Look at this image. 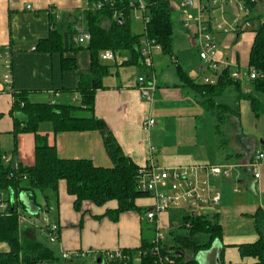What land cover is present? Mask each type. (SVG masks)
<instances>
[{"label":"crops","instance_id":"1","mask_svg":"<svg viewBox=\"0 0 264 264\" xmlns=\"http://www.w3.org/2000/svg\"><path fill=\"white\" fill-rule=\"evenodd\" d=\"M89 7L86 0H0V59H3L4 51L8 48L12 55L13 88L15 91H26L29 101L32 100V96L37 97L39 94L49 95L47 98L50 99L49 103H71L75 99L79 101L78 94L69 95L65 89H75L81 76L90 72V52L81 50L78 53H65L66 57L77 60V69L63 71L59 53L39 52L36 50V46L41 39L49 36L53 27V17L57 28L59 20L65 31H68L69 24L73 23ZM171 8L173 13L176 12L179 15L182 23L181 12L176 3H171ZM254 10L258 12L257 6ZM234 12L235 7L230 5L226 16L230 19ZM77 24L75 23L74 26ZM184 30L191 46L197 50L195 39L185 27ZM213 35L216 40L222 43L230 41V37L234 34L214 32ZM234 36L235 42H238L241 35L239 34V38L237 34ZM254 36L255 32L253 31L250 46L247 44L245 47L249 46L246 65H242L238 60L231 61L226 57L228 53L224 48H221L224 51L219 49L218 58L230 60L234 66L231 69L235 67L242 69L246 76ZM197 58L198 61L195 64L198 66L199 55ZM157 63L154 57L153 71L158 85L154 98L158 97L160 101H166L183 96L184 90L180 86L179 78L173 81L168 79V81H164L166 70L161 64L162 74L160 77L157 73ZM188 65L192 67V63ZM129 67L131 68V66ZM126 69V66L114 69L110 79L112 82L105 83V88L97 93L94 111L97 118L106 122L126 155L130 156L139 166H144L149 161V148L154 146L158 149V153L154 155L155 161L166 168L207 163L209 160L211 161V158H219L215 152L216 154L209 159L207 154L211 153L204 148L205 140H200L196 119H193L195 116H192L193 118L189 115L178 117L176 126L172 128L173 131L157 124L151 130H146L144 123L149 117H153L154 100L151 104L146 102L139 90L138 77L144 72L141 70L140 73H137L135 70H131L127 73ZM187 72L191 77L198 78L193 73ZM244 79L251 82L246 77ZM162 85L163 87L160 89ZM13 104L14 95L9 93L6 84L0 77V150L5 152L14 164L32 166L35 160V135L22 132L15 134V120L11 113ZM239 111L240 125L243 127L245 135H249V140L247 144L238 141L237 145L219 158L220 161L236 165L234 172L236 175L240 168H249L251 155L256 151L264 152V149L259 147L256 141V137L264 136V113L258 117L255 116L249 100L245 99L239 102ZM44 123L39 125L38 133L45 135L48 143L56 146L58 154L62 158H88L98 166L109 167L112 165L102 136L98 131H66L56 134L51 122H49L50 125ZM151 131H153L154 137L151 135ZM262 141L261 143L264 145V139ZM216 146L217 139L214 138L213 147L215 150L218 148ZM228 155L234 156L227 158ZM262 165L264 167V163ZM238 178L241 183H244L243 176ZM254 184L259 186L262 195H264L262 173L259 179L254 178ZM21 194H25L32 200L27 193L22 192ZM21 194L18 198L21 209L28 217L34 216L21 202ZM33 201L39 207V214L41 212L48 213L51 220L59 224V237L56 242H50L46 231L33 227L29 223H23L20 226L22 237L32 236L49 246L58 258L64 259L63 255L69 254L72 261L75 260L82 264H89V262H103L104 264V260L101 258L104 253L119 249H139L143 238L154 240L157 225L160 229L170 232L177 219L182 222V212H177L178 215H176L169 211L160 214L157 223H151L146 217V211L153 208L154 205V200L151 197L137 200V205L143 208V211H126L121 213L116 220H113L107 213L109 209L117 207L116 201H110L103 206L85 201L81 210H76L74 197L67 192L65 181H61L59 184L58 204L54 210H46L45 202H41L38 194ZM37 203L41 204L42 208ZM261 205L263 204L230 206L224 202L219 209V219L223 227L222 238L217 239L210 249L195 255L188 254L187 258L194 257L198 264H221V261L257 264L255 258L243 257L238 245L255 242L259 238L255 230L253 214ZM7 250L8 245L0 243V252ZM133 264H140V259H135Z\"/></svg>","mask_w":264,"mask_h":264},{"label":"trees","instance_id":"2","mask_svg":"<svg viewBox=\"0 0 264 264\" xmlns=\"http://www.w3.org/2000/svg\"><path fill=\"white\" fill-rule=\"evenodd\" d=\"M90 6L69 24L68 31L62 33L56 26L53 17L49 36L41 39L36 46L39 52L59 53L63 71L77 69V60L65 56V53H78L83 49L90 52V72L81 76L75 89H65L69 95L78 94V103H34L29 101L26 91H15L14 104L11 113L15 120V134L34 133L35 160L32 166H24L3 159L5 152L0 150V200L8 203L5 211H0V243L8 245L7 251L0 252V264H34L38 262L49 264H72L71 259H60L55 252L43 242L29 237H22L18 218V198L25 192L34 200L37 191L41 193L46 210H54L58 204V191L61 181L66 182L67 192L74 197V207L81 210L85 201L97 206H103L110 201H116L117 207L107 213L116 220L126 211H143L137 205L139 198L150 195L138 189L137 174L140 166L123 152L115 135L103 119L94 114L96 97L99 90L105 88V77L113 74L118 65H108L102 62L101 53L107 50L115 54L129 51L130 56L120 66H136L149 74L142 56V38L144 33H134L132 16L137 0H86ZM147 5L150 22L147 25V35L159 44L162 54L170 57L176 64V74L180 86L188 88L202 98L204 108L211 111L216 119L215 128L222 136L221 127L227 123L230 115L236 116L234 128L240 131L239 102L249 100L255 116L264 113V14L252 17L258 20L260 26L254 30L255 36L249 54V68L257 73L247 91L241 82L222 75L216 84L201 83L185 70L177 60L173 49L174 13L170 0H143ZM250 11L255 3L245 0ZM101 7L97 8V4ZM109 20V26L103 21ZM75 23L82 24L85 32L91 35L87 47L76 44L73 37L77 30ZM228 92L236 93L235 105L218 103L217 98ZM51 122L56 134L66 131H98L103 139L105 150L111 159L109 167L98 166L88 158H62L57 148L49 144L47 137L38 133L42 122ZM241 133V132H240ZM226 139L221 142L223 148ZM234 155H228L232 158ZM238 156V155H236ZM253 159V157H252ZM251 159V160H252ZM40 207L41 204L37 203ZM21 208V207H20ZM42 208V207H41ZM147 210V209H146ZM173 210V209H172ZM147 212V211H146ZM178 212V211H177ZM181 212V211H179ZM255 230L259 238L255 242L238 245L243 257H252L257 264H264V210L258 207L253 214ZM189 222V226L186 223ZM172 245L168 247L159 243L160 252H154V240L143 238L139 249H122L123 258L113 261V264H133L140 255V264H170L161 261L166 256L174 259L173 264H198L197 260L187 258L189 254H197L210 249L217 239L223 236V227L219 213L213 217L186 214L182 211V222L173 225L169 232ZM59 237V235H58ZM221 264H245L225 263Z\"/></svg>","mask_w":264,"mask_h":264},{"label":"built area","instance_id":"3","mask_svg":"<svg viewBox=\"0 0 264 264\" xmlns=\"http://www.w3.org/2000/svg\"><path fill=\"white\" fill-rule=\"evenodd\" d=\"M134 5L135 18L141 21L144 36L142 38V56L149 74L143 73L138 77V86L142 97L152 102L157 90V79L153 71L154 67V51L162 52V48L156 41L149 38L147 35V25L150 22V16L147 11V5L143 0H137ZM256 5L264 2V0H250ZM171 3H176L178 10L181 12V19L184 27L189 34L195 39V46L198 50L200 63L198 68L200 75L203 76L204 83L216 84L218 79L228 72V76L235 81L244 82L252 81L257 77L255 70L249 68L245 73L239 68L234 67L230 60L218 58V52L221 43L215 39L213 33H224L239 35L248 27H251L252 11H250L245 0H170ZM235 7V12L229 19L226 16L228 7ZM101 7V3L97 4V8ZM77 33L73 37L76 44L88 43L91 35L85 32L84 28L76 27ZM101 59L104 61L113 60L116 54L107 50L101 53ZM3 67L5 73L3 82L7 86L9 93H15L13 88V66L11 51L7 48L3 54ZM208 74V76L206 75ZM250 91V89H247ZM156 126V120L149 117L144 127L146 130H151ZM158 153V149L154 146L149 148V161L146 165L140 166L137 174L138 189L150 195L154 200L153 208L146 213L147 219L151 222H158V216L162 213L171 211L172 209L190 210L189 214L203 216V211L210 209V214L206 216L213 217L219 212L211 209L219 208L222 205L223 193L219 186V181H225L231 177L236 169V165L230 163H201L178 168L161 167L155 161L154 155ZM3 159L10 162V157L4 154ZM264 161V152L256 151L252 161L249 163V168L252 171L254 178L259 179L261 173L259 171L260 164ZM14 165L18 166L17 163ZM8 203L3 199L0 200V211H5ZM264 210V204L260 206ZM213 211V212H212ZM19 224L29 223L33 227H37L46 231L49 241L56 242L60 231L58 223L51 220L48 213L42 215L27 216L23 209H17ZM184 213V211H183ZM189 222L186 226H189ZM154 237L155 247L154 252H160L159 243L162 242V233L159 225L156 226ZM64 259H70L69 254L63 255ZM101 258L104 264H113V261L123 258L121 249L108 251ZM140 259V255L136 258ZM161 261L174 263V259L166 256ZM47 264V263H34ZM49 264V263H48Z\"/></svg>","mask_w":264,"mask_h":264},{"label":"rangeland","instance_id":"4","mask_svg":"<svg viewBox=\"0 0 264 264\" xmlns=\"http://www.w3.org/2000/svg\"><path fill=\"white\" fill-rule=\"evenodd\" d=\"M258 8V12H256L255 10L252 11V14L250 15V17H254L257 16L258 14H260L259 12H264V2L256 5ZM264 14V13H261ZM179 15L175 12L174 13V19H175V25H174V33H173V49L175 51V56L177 57V60L183 64L184 68L193 73V75H196L198 77V81L201 83H204L203 81V76L200 75V70L198 68L197 61V50L196 48H193L190 44V42L187 39V35L186 32L184 30V27L181 23L180 17H178ZM251 27L247 28L245 31L248 32H244L242 31L240 33V40L238 42H235V36L232 35L230 37V41H223L220 45V49L224 48L225 52L228 53V55H226V57H228L231 61H240L242 65H246L247 64V60H248V48L250 46V41L252 40V33L255 29H257L260 24L258 20H251ZM264 21V16H263V20ZM58 29L64 33L66 32L65 29L62 27V23L59 22L58 20ZM110 21L109 20H104L103 21V25L104 26H109ZM79 29L83 28L82 24L78 23L76 25ZM75 26V27H76ZM132 30L134 33H143V27H142V23L141 21L136 20L135 18V13H133L132 16ZM244 32V33H243ZM229 35V34H228ZM224 38H228V37H224ZM221 41V40H220ZM249 44V46L247 48L246 45ZM84 47H87V43L83 44ZM224 49H221L224 51ZM84 51H88L87 49H83ZM163 54H160L157 51H154V57L156 58V62L157 63V73L158 75L161 77V64L162 66H164V69L166 70V72L164 73V78L163 80L166 81L167 79L169 81H173L178 79L177 75H176V64L174 63V60H172L170 57L168 56H162ZM178 55V56H177ZM130 53L129 51H122V52H118L116 55V59L113 60H107L104 61L102 60L103 63H106L108 65L114 66V65H118V67H123L120 66V64H118L120 61L125 60L127 58H129ZM4 59H0V77L1 79H3V75L5 73V69L2 66ZM192 63V67H190L188 64ZM196 63V64H195ZM126 72L128 73L129 71H133L135 70L137 73L141 72V69L139 67H133L131 66V68L129 66H126ZM121 70V69H120ZM241 71L243 72V70L241 69ZM122 73V72H121ZM208 76V74H206ZM162 76V77H163ZM111 79V75L105 77L104 79V84H108L111 83L112 81ZM167 80V81H168ZM163 87V85L160 87V89ZM243 87L244 88H249L250 84L249 82L245 81L243 83ZM184 91L183 96H181L178 99H174V100H166V101H160L159 98L157 97L156 99L154 98V102H153V117L156 120V124L157 125H162L164 127H167L170 131H173L174 126H176V120L182 117H186V116H195L193 119H196V123H197V130H198V134L200 136V140L204 139L206 144L204 145V148H206L208 150V152H210L211 154H209L208 152V157L209 159L211 158V156H213L214 154H216L215 152H217L216 155L219 156V158H221V155H223V153H227L229 152V149H232V147H234L235 145H237L238 141L243 142L244 144H247V141L249 140V135H245L244 131H243V127L241 126L240 131H236L234 128V123L236 120V116H232L230 115L228 118L227 123H225L222 127V136H220L217 133V130L215 128L216 125V119L214 114L211 111H208L204 108L203 104H202V98L198 95L195 94V92H193L192 90L188 89V88H182ZM45 95V96H43ZM39 94V96H32V100L31 102L35 103H49L50 99H47L49 95L47 94ZM158 99V100H157ZM34 100V101H33ZM145 100V99H144ZM218 103H227L229 105H235L236 103V93L235 92H228L227 94H225L224 96L218 97L217 99ZM146 102L150 103V101L145 100ZM72 103H78V100L75 99ZM45 125H50L49 122H45ZM241 132V133H240ZM147 133V132H146ZM148 135V133H147ZM151 135H153V131H151ZM214 138L217 139V146L218 148L213 147V142H214ZM262 138V139H261ZM225 141L223 145V148L220 149V144L221 142ZM264 139L263 137H256V141H257V145L259 147H261L262 149H264V145H262L261 142H263L262 140ZM204 152V149H203ZM255 154V153H254ZM251 155V158L252 156ZM218 159H212L211 161L209 159V162L207 163H228L226 161H220ZM215 160V161H214ZM252 160H249V163ZM264 163V161L262 162ZM261 163V164H262ZM259 166V171L260 173H262V175L264 176V167L263 165ZM159 166L162 167V165L159 164ZM242 172V173H241ZM243 176V180L244 183H241L239 181L238 177ZM219 186L220 189L223 193V203L226 202L228 205L230 206H244V205H254V204H264V195H262L261 193V189L259 188V186L257 184H254V177L252 175V171L250 168H246V169H239V171L237 172V175L234 173L231 177H229L227 180L225 181H219ZM38 196H40L41 198V202L44 203V199L43 196L41 195L40 192L37 191ZM42 196V197H41ZM222 203V204H223ZM45 205V203H44ZM43 205V206H44ZM222 207V206H221ZM221 207L219 208H211L213 210H215V212H219V209H221ZM44 211V210H43ZM177 211H184V213L189 214V212H192L190 210H183L182 209H178V210H171L172 213H177ZM169 212V211H168ZM213 212V211H212ZM180 213V212H179ZM203 213L205 215L210 214V209L207 208L205 211H203ZM41 215L43 214L42 212L40 213ZM178 215V214H176ZM180 223V221L177 219L175 224L178 225ZM23 225V223L21 224ZM20 225V226H21ZM161 233H162V243L165 245H171V238L169 235V232L167 230H162L161 229ZM72 264H82L79 263L77 261H72ZM84 264V263H83ZM89 264H103L102 263H98V262H89Z\"/></svg>","mask_w":264,"mask_h":264},{"label":"water","instance_id":"5","mask_svg":"<svg viewBox=\"0 0 264 264\" xmlns=\"http://www.w3.org/2000/svg\"><path fill=\"white\" fill-rule=\"evenodd\" d=\"M239 38V35H238ZM21 202L27 207L31 215H38L39 214V207H37L33 200H30L25 194H21L20 196Z\"/></svg>","mask_w":264,"mask_h":264},{"label":"bare ground","instance_id":"6","mask_svg":"<svg viewBox=\"0 0 264 264\" xmlns=\"http://www.w3.org/2000/svg\"><path fill=\"white\" fill-rule=\"evenodd\" d=\"M162 240V239H161ZM161 243V242H160ZM155 244V243H154ZM159 246H161V245H159Z\"/></svg>","mask_w":264,"mask_h":264}]
</instances>
